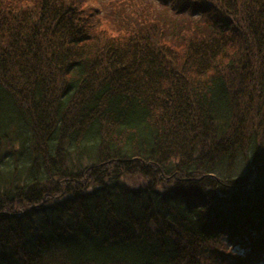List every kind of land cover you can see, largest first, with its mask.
<instances>
[{"label": "trees", "instance_id": "1", "mask_svg": "<svg viewBox=\"0 0 264 264\" xmlns=\"http://www.w3.org/2000/svg\"><path fill=\"white\" fill-rule=\"evenodd\" d=\"M161 1L0 0V264H264V0Z\"/></svg>", "mask_w": 264, "mask_h": 264}, {"label": "rangeland", "instance_id": "2", "mask_svg": "<svg viewBox=\"0 0 264 264\" xmlns=\"http://www.w3.org/2000/svg\"><path fill=\"white\" fill-rule=\"evenodd\" d=\"M107 8L113 3L114 0H102ZM144 4L149 6L151 9L152 15L161 20H165L164 18H168L169 21V28L171 29L172 33H179L180 32L184 35L186 30H190V25L193 23L194 20L200 19L203 15L193 16L189 12H185L182 14H177L169 9L170 5L166 6L163 4L161 0H143ZM128 10L134 7L130 5L127 7ZM140 9V8H137ZM140 13V11H138ZM166 21V20H165ZM137 183L139 181H136Z\"/></svg>", "mask_w": 264, "mask_h": 264}]
</instances>
